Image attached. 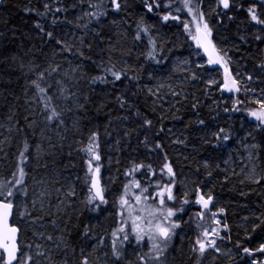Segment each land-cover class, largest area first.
<instances>
[{"label": "snow or ice", "instance_id": "1", "mask_svg": "<svg viewBox=\"0 0 264 264\" xmlns=\"http://www.w3.org/2000/svg\"><path fill=\"white\" fill-rule=\"evenodd\" d=\"M6 3L0 0V6ZM27 11L38 17L33 28L39 47L33 43L25 60L16 54L4 56L0 45V62L11 60L25 77L22 95L11 89L3 95L0 90L3 102L10 105L6 123H0L4 130L0 159L7 161L9 149L16 147L14 170L0 179V264H185V247L191 264H264V202L255 203L234 229L228 209L214 194L217 181L227 184L235 176L240 177L239 185L246 186L237 192L245 198L242 207H248L247 197L253 192L264 193V168L254 163L264 151V0H209L207 10L205 0H42L40 7ZM70 12L75 19L69 18ZM209 16H215V25ZM63 25L78 31L64 30ZM229 25L236 28L231 48L257 45L260 59L251 71L237 63L233 72L231 48L218 46L213 38L214 27L227 30ZM106 29L111 30L107 35ZM177 31L192 41L188 56L199 57L202 52L207 67L196 63L205 69V76L191 70L188 59L174 58L173 71L186 73L174 87L160 78L153 65L168 64L178 47L169 34L175 36ZM129 36L133 46L123 43ZM141 44L144 50L135 57L139 63H134L128 57ZM85 62L97 69L96 74H87ZM215 66L223 69L222 80L216 78ZM142 79L154 81V87L142 85ZM201 79L210 104L187 90ZM82 81L89 88L100 84L119 90L114 100L125 115L115 119L124 122L134 117L136 125L121 124L119 132L109 119L103 133L100 126L92 125L82 139L91 102L79 90ZM215 92L221 96L213 99ZM21 100L26 109L22 117L17 110ZM105 107L102 102L97 111ZM204 107L208 117L200 111ZM185 111L191 117L186 118ZM166 119L184 121V131L176 135ZM50 132L55 133V141ZM68 133L72 143L66 145ZM102 134L114 139L110 150L123 152L127 161L116 168L120 186L114 198L101 180L102 161L106 159L109 168L113 164L112 155H102ZM190 138L197 143L190 144ZM171 145L190 149L181 153L183 161L170 158ZM203 146L228 152L223 160L227 167L210 156L197 161ZM65 147L69 157L74 151L83 153L86 163L81 207L75 206L73 182L47 176L28 182L33 170L48 169L45 158L56 155L53 149ZM233 152L243 157L238 161L239 173ZM115 164H122L119 156ZM184 169L192 174L185 175ZM217 170L224 175L217 176ZM102 211L108 213L106 219L114 218L106 234L91 219L81 223L85 212ZM22 225L33 230L30 239Z\"/></svg>", "mask_w": 264, "mask_h": 264}, {"label": "trees", "instance_id": "2", "mask_svg": "<svg viewBox=\"0 0 264 264\" xmlns=\"http://www.w3.org/2000/svg\"><path fill=\"white\" fill-rule=\"evenodd\" d=\"M42 3V0H7L6 5L2 6L0 9V31L5 33V38L0 39V45H3V55L4 56H10L12 54L19 55L23 59L27 60L28 56L25 55L26 52H28L29 48H31L32 44L35 43L37 47L40 45V40L36 37V32L33 28V24L35 20L38 19L33 13H30L27 11L28 7L37 8L40 7ZM209 7V0H205V9ZM243 14H241L242 16ZM70 19H75V17L72 15V13H69ZM209 22L211 25H215L216 18L215 16H209ZM62 28L64 30H72V31H78L76 29L72 28V25H63ZM111 30L106 29L105 34L107 35ZM222 33V34H221ZM171 39H173L178 47L176 50L172 53L171 56L168 57V64L167 65H161V66H155L158 67L160 71V78L167 80L169 83H171L174 87L184 79V76L186 73H180V72H174V58L179 59H188L190 62V69L194 70L198 73H205V69L203 68H197L196 63L197 62H203L206 65V59L204 55L201 52V55L199 57H196L195 55L188 56V52L192 51L193 48L191 47L192 41L185 40L184 35L177 31L175 36H172V34H169ZM227 37V39H225ZM213 38L215 40H218V46L220 44H223L226 47H230L232 45V42L236 40V28L235 25H229L227 30H222L218 27H214L213 32ZM124 44L127 46H133V42L131 40V37L126 41H123ZM261 47H264V45H261ZM144 50L143 44L135 47L132 55L128 57V59L134 63H139V61H136L135 57L137 54L142 52ZM33 52H36V49H32ZM99 51V47L95 48V52ZM199 51V50H197ZM95 52L93 53V58L95 59ZM229 55L232 57V63L231 67L233 69V72L236 71L237 63L241 65H247L248 70L253 69V65L256 61L260 59L259 51L257 48V45L253 44L251 48H244L243 50H239L236 48H231V51L229 52ZM142 59V57H141ZM207 67V65H206ZM85 68L87 71V74L89 76L96 74L97 69L94 68V66L90 62H85ZM245 69L243 67L240 68V71H244ZM171 76V80H168V77ZM215 76L218 80H222V72L218 70L215 73ZM0 90H3V95H8V89L13 90L17 95H22V89L24 85L25 77L23 76L22 72H20L17 69V66L11 62V60H5L4 62H0ZM11 80V84L3 83V81ZM145 83H148V86L154 87V81L153 82H147L145 79L141 80V84L144 85ZM195 87H192L191 85L188 86L187 90L190 92H196L198 96H200L201 100L204 101L206 104L212 103L211 100H206L203 95V89L205 87L204 85V79H201L198 82H194ZM94 89V90H92ZM79 90L87 94L90 98V103L87 105L86 108V119L83 121V124L87 125L84 129V136L81 137L82 139H86L88 128H90L92 125H98L101 127V132L103 133V126L108 123L109 119H112L113 121V127L117 128L119 132L123 131V127H121V124L125 126H135L136 120L135 118H130L128 121H117L115 119L116 116H123L125 113L118 107L114 100V96L119 94V90H112L109 86L105 85H94L92 88H89L88 84L84 81L81 82L79 86ZM227 95V94H225ZM221 96V93L215 92L213 99L219 98ZM150 100L151 98H145ZM9 101H12V98L9 97ZM104 103L106 107L102 111H97V109L100 107L101 103ZM12 103H15V101H12ZM139 105L142 109L146 108L144 100L139 101ZM10 105L3 102L2 97H0V123H6L7 120V109ZM249 107H252V105H248ZM18 112L20 113L21 117L26 114V109L23 106V100L20 101V106L17 108ZM201 113L203 116L208 117L209 111L206 107L201 108ZM80 115H85V113H81ZM183 115L188 118L191 117V112L185 111ZM166 126L172 127L173 132L176 135H179L180 132L184 131L183 124L184 121H171V120H165L164 122ZM245 126L248 127L247 121H245ZM111 130V129H110ZM4 131L3 129H0V132ZM7 134V133H5ZM48 135L53 137V140L55 141V133L50 132ZM258 138H259V134ZM69 140L66 141V145L68 143H72V133H68ZM115 136V134H114ZM2 138V137H0ZM114 143L113 140L106 139L103 134L101 136V152L102 155L107 157V155H112L113 157V164L111 168L107 166L106 159L102 161V164H104V167H102L101 170V180L103 183L108 184L109 186V195L114 198L115 190L120 186V180L117 179L118 173L116 172L117 167H123L124 164L127 163V161L124 158V153L120 152L117 153L114 150L111 149V145ZM133 146L137 143L135 139L132 141ZM189 143H197L196 140L190 138ZM203 151L200 155L196 156L195 159L198 161L204 156H210L211 158H216L217 162L221 164V167H227V165L224 164L223 160L227 158L228 152L218 153L207 146H203ZM16 151V147L13 146L9 149V155L7 161L0 159V179H3L5 177L10 176V173L14 170V153ZM53 152L56 153L54 156L46 157L48 161V169L40 168L39 170H33L31 175L28 177V182L31 185L32 184V178H43L47 176L48 178H59L62 182H73L77 185V198H76V207H81L79 205V199L84 196V174L86 171V163L83 159V153L80 152H73L72 156H68L66 153L68 151L67 147H65L64 150H58L53 149ZM143 150H141L142 152ZM190 149H182L180 146L177 145H171L168 148V152L170 155V158L172 159H179L180 161H183V155L181 153L187 154ZM231 151V150H229ZM119 156L122 164L120 166L115 164V158ZM233 160L237 161L236 164L233 166L236 167L237 173L240 172V165L238 163L239 160L243 159L242 156L239 155V153H232ZM191 159V157H190ZM247 162V161H245ZM159 163V161H157ZM258 165V168H264V151L260 152V157L258 160L254 161ZM74 165V166H72ZM185 175H191L192 173L188 169H184ZM217 176H223L224 173L217 170L216 172ZM79 176L80 179L77 180L76 177ZM240 179L239 176L232 177L231 180L227 184H221L219 181L216 182V187L214 188V194L217 196L218 201L228 209L229 211V224L233 225V228L235 229L236 225L243 223L241 217L244 215H248L250 209H254L255 203L257 202H264V193H261L259 191L253 192L251 195L247 197L248 207H242L241 205L245 202V198L240 197L237 192L240 188L246 187L245 185H239L238 180ZM114 181L113 183H109V181ZM234 182L236 183V187L232 188V184ZM59 186V185H57ZM251 187L259 189L258 185H252ZM30 193L32 191V188L29 189ZM37 191L39 189L37 188ZM53 203H55V195H53ZM109 208H111V202L109 204ZM55 211V209H53ZM108 216V213L106 211H102L99 214L92 213L89 214L87 212L84 213L83 216H81L80 220L81 223H83L85 220L91 219V221L94 224H98V231L101 233L106 234V229L111 228L113 226V220L114 218H105ZM187 227V226H186ZM22 228L24 229V232L27 233L26 238H31L32 229L26 226L22 225ZM107 243V242H106ZM187 247L184 248L185 256L183 257L185 264H191V262L187 258Z\"/></svg>", "mask_w": 264, "mask_h": 264}, {"label": "water", "instance_id": "3", "mask_svg": "<svg viewBox=\"0 0 264 264\" xmlns=\"http://www.w3.org/2000/svg\"><path fill=\"white\" fill-rule=\"evenodd\" d=\"M2 6H0V9H1ZM205 56V55H204ZM206 60H207V57L205 56ZM217 69H219V66H215ZM223 72V69H219Z\"/></svg>", "mask_w": 264, "mask_h": 264}]
</instances>
